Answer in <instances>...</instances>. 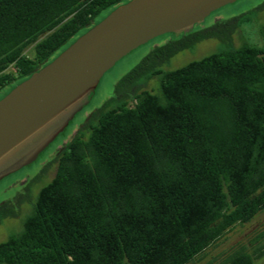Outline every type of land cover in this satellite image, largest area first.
I'll use <instances>...</instances> for the list:
<instances>
[{
  "label": "trees",
  "instance_id": "1",
  "mask_svg": "<svg viewBox=\"0 0 264 264\" xmlns=\"http://www.w3.org/2000/svg\"><path fill=\"white\" fill-rule=\"evenodd\" d=\"M129 1L0 0V99ZM252 14L189 35L183 51L221 43L182 67L158 66L176 53L159 46L132 81L157 77V92L120 83L72 130L54 179L0 242V264H190L264 212V25L261 45L229 37ZM249 244L220 264H255L264 231Z\"/></svg>",
  "mask_w": 264,
  "mask_h": 264
},
{
  "label": "water",
  "instance_id": "2",
  "mask_svg": "<svg viewBox=\"0 0 264 264\" xmlns=\"http://www.w3.org/2000/svg\"><path fill=\"white\" fill-rule=\"evenodd\" d=\"M263 1L131 0L113 10L0 99V201L56 155L68 134L108 99L119 78L166 43L165 34L205 27Z\"/></svg>",
  "mask_w": 264,
  "mask_h": 264
},
{
  "label": "rangeland",
  "instance_id": "3",
  "mask_svg": "<svg viewBox=\"0 0 264 264\" xmlns=\"http://www.w3.org/2000/svg\"><path fill=\"white\" fill-rule=\"evenodd\" d=\"M248 13H253L252 14L254 15L252 16L253 21L249 24H244L241 27L236 26L234 30L230 32L229 37L231 38V41L236 47H239L244 41L257 43L259 45L263 43L262 40L263 37L260 31H261V27L264 25V1L262 3L260 2L256 6L240 14H234L223 20L229 21L231 19H234L235 17L238 18ZM214 24L215 23H212L210 25L203 27L204 30L201 32L220 33V29H216L213 26ZM224 27L225 26H221V29L223 31H224ZM193 42L194 41H192V37L190 36L188 39H184V40L182 39V40L170 42L173 43L171 45L168 44L167 42L159 45L160 48L162 46H166V48H168L166 50H170V52H176L173 55V57L176 56L177 54L179 55H177L171 60L172 64L167 65L168 61H166L167 63L161 61V63L158 64V66L167 70H172L182 67L189 61L191 62L193 60H198L200 58L209 55L212 52L214 53L215 51H217L218 46L221 43V40L217 38H206L205 40L198 42L193 50L186 49V52L182 53L184 47L192 45ZM156 48L151 50L146 56L145 55L142 56L122 78H119V80L114 86L113 91L111 92V94L109 95L106 101H108L115 95H118L117 87L120 86V83L121 85H124L125 87L124 90L125 89L129 90L128 92L131 93L133 91L137 93L142 89L150 92H157L158 89L157 77L150 79L145 84L143 83L140 85L138 84L135 85L134 84L135 82H132L137 77L138 79H140V77L143 78V69L140 72H137L136 74H135V69L137 68L138 65L142 64L144 60L152 56V52L156 50ZM29 50L30 51L27 53L31 55V52L33 50L31 48ZM133 72H134V76L132 77V79H130L131 77L128 78L129 75H131V73ZM127 99L129 100L130 98ZM106 101H104L96 109H100L106 103ZM134 102L135 101H130V100L128 101L130 106L134 105ZM56 156L57 154L51 160H49L21 189H19L16 193H14L11 197L6 199L5 201H0V242L5 241L12 232H17L21 230L22 220L24 216L28 215L32 211L33 202L35 201L38 192L45 185H47V183H50L56 175V168L58 167V160ZM24 188L28 190L26 192L27 195H25V192L23 194ZM15 205L16 207L18 206L19 209L17 216H11V217L8 216L10 211L16 210ZM262 231H264V212L260 213L255 218V220H252L251 222L244 225H237L232 230H229L219 241H217L215 244L209 247L199 257H197L195 262L190 264H220L227 258L228 255H231L240 246L242 245L250 246L249 242H251ZM255 264H264V257L262 259L257 260Z\"/></svg>",
  "mask_w": 264,
  "mask_h": 264
},
{
  "label": "flooded vegetation",
  "instance_id": "4",
  "mask_svg": "<svg viewBox=\"0 0 264 264\" xmlns=\"http://www.w3.org/2000/svg\"><path fill=\"white\" fill-rule=\"evenodd\" d=\"M219 22V21H218ZM218 22H216L213 26L214 27H216V25L218 24ZM204 29H203V27L201 26V24H198V25H195V27L192 29V30H190V31H188V32H183V33H181V34H179V35H174V34H168L169 36H168V40L166 41L168 44L170 43V42H173V41H177V40H184V39H188V36L189 35H194V34H199L201 31H203ZM184 52H186V50H184V51H182V53H184ZM177 55H179V54H177ZM176 55V56H177ZM176 56H174V57H176ZM174 57H172L169 61H168V63H167V65H170V64H172V59L174 58ZM171 61V62H170ZM79 127H81V126H79ZM78 131V130H77ZM76 131V132H77ZM74 132V131H73ZM75 132V133H76ZM67 143V141L65 140L64 142H63V144H66ZM28 190L26 189V188H24V190H23V194H24V192H25V195H27L26 194V192H27ZM15 209L17 210L18 209V206L16 207V205H15ZM19 212V209L16 211V213H18Z\"/></svg>",
  "mask_w": 264,
  "mask_h": 264
}]
</instances>
